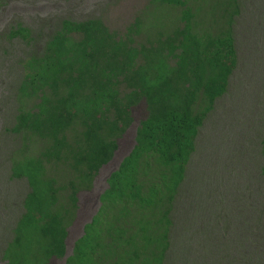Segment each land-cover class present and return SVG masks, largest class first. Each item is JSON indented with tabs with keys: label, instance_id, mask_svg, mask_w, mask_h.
I'll list each match as a JSON object with an SVG mask.
<instances>
[{
	"label": "trees",
	"instance_id": "trees-1",
	"mask_svg": "<svg viewBox=\"0 0 264 264\" xmlns=\"http://www.w3.org/2000/svg\"><path fill=\"white\" fill-rule=\"evenodd\" d=\"M147 6L173 9L176 24L137 43L142 17L125 32L98 18L64 19L43 53L24 61L21 99L36 101L19 111L13 131L24 135L27 147H40L13 161V178L26 179L30 191L6 264H264L262 226L245 227L236 238L234 223L219 224V231L196 240V230L181 229L176 219L199 131L238 67L233 26L239 0L223 4L226 26L208 31L197 28L195 0ZM11 36L33 41L23 26ZM140 107L145 115L131 152L106 178L98 208L69 252L80 196L95 191ZM261 162L264 178V135ZM194 242L201 244L194 249Z\"/></svg>",
	"mask_w": 264,
	"mask_h": 264
},
{
	"label": "rangeland",
	"instance_id": "rangeland-1",
	"mask_svg": "<svg viewBox=\"0 0 264 264\" xmlns=\"http://www.w3.org/2000/svg\"><path fill=\"white\" fill-rule=\"evenodd\" d=\"M149 1L0 0V264L7 263L4 257L8 243L25 212L24 199L30 191L26 179L13 178V161L36 155L40 147L37 142L27 147L24 135L13 131L19 111L31 109L36 101L21 99L24 61L32 54L43 53L47 37L64 19L98 18L112 31L125 32L142 17L144 32L137 37V43H146V34L154 37L158 31L176 24L177 18V13L168 7H148ZM226 1L195 0L201 8L197 28L208 31L226 26ZM239 3L240 14L233 26L238 67L230 78L227 94L218 99L199 131L192 164L176 205L181 229L196 230V240L206 239L211 230L219 231V224L234 223L236 238L242 236L245 227L264 228V178L260 174L264 135V0ZM19 26L30 29L33 41L11 36ZM144 111L142 107L134 110L135 122L120 140L114 160L97 176L95 191L80 196L79 218L67 239L69 252L97 210L106 178L133 147L135 128ZM200 244L189 245L196 249ZM240 247L243 248L242 241ZM50 264L64 263L54 259Z\"/></svg>",
	"mask_w": 264,
	"mask_h": 264
},
{
	"label": "water",
	"instance_id": "water-1",
	"mask_svg": "<svg viewBox=\"0 0 264 264\" xmlns=\"http://www.w3.org/2000/svg\"><path fill=\"white\" fill-rule=\"evenodd\" d=\"M139 124H140V122L138 123V125H139ZM138 125H137L136 128H135L134 141H133L134 143H135V137H136V134H137V127H138ZM130 152H131V150H130L126 155H128ZM126 155H125V156H126ZM125 156L121 159V161H120L118 167L120 166V164H121V162L123 161V159L125 158ZM118 167H117V168H118ZM117 168H116V169H117ZM116 169H115V170H116ZM115 170H114V171H115ZM99 197H100V196H98V201H99Z\"/></svg>",
	"mask_w": 264,
	"mask_h": 264
}]
</instances>
